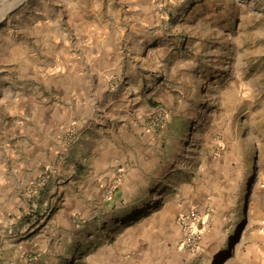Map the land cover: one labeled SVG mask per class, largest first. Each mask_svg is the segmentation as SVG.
Instances as JSON below:
<instances>
[{"label": "crops", "instance_id": "crops-1", "mask_svg": "<svg viewBox=\"0 0 264 264\" xmlns=\"http://www.w3.org/2000/svg\"><path fill=\"white\" fill-rule=\"evenodd\" d=\"M59 5L58 15L55 10L52 17L44 15L29 32L38 52L31 70L21 69L16 60L0 69V74L33 84L31 98L17 101L15 110L21 113L12 126L0 130V202L10 203L13 193L18 196L35 182L41 166L51 165V154L57 156L66 146L61 135L74 123L71 152H64L66 161H58L70 170L60 166L54 185L49 184L54 179L41 184L36 196L12 206L18 208L14 213L31 208L44 214L40 222L29 218L12 227L2 210L0 264H180L188 252L178 246L176 218L195 210L204 224L213 222L216 187L230 153L223 140L203 135L200 145L185 139L187 152L169 164L158 154L161 131L121 124L128 115L116 110L133 106L136 99L126 104V82L110 88L107 78L123 63L126 0H64ZM47 91L54 101H33ZM2 104L3 114H12V103L3 99ZM82 143L90 145L88 161L78 151ZM86 169L90 177L84 187ZM118 172V186L107 197L105 189ZM254 176L240 230L231 246L215 252L218 264H264L262 164ZM83 187L91 194L88 202L82 201ZM74 214L80 223L72 220ZM7 228L12 235L2 234ZM208 240L204 235L195 250L203 252Z\"/></svg>", "mask_w": 264, "mask_h": 264}, {"label": "rangeland", "instance_id": "rangeland-1", "mask_svg": "<svg viewBox=\"0 0 264 264\" xmlns=\"http://www.w3.org/2000/svg\"><path fill=\"white\" fill-rule=\"evenodd\" d=\"M62 1L0 0V69L16 60L21 69L31 70L38 52L29 32L44 15L52 17L54 10L58 15ZM120 48L123 63L108 74L107 81L110 88L126 82V104L129 98L136 99L133 106L116 110L121 116L128 115L121 124L126 121L128 128L149 129L147 118L153 110L162 109L166 115L163 129L154 133H163L158 148L162 154H158L168 158L169 164L187 152L185 139L200 145L203 135L223 140L230 153L231 162L216 187L213 222L206 221L202 230L201 239L208 236L209 244L203 252L186 253L180 263L218 264L215 252L232 245L255 171L264 166V0H126V42L121 40ZM31 89L33 84L26 78L0 74V130L12 126L21 113L15 110L17 101L31 98ZM45 97L51 98L46 104L54 101L53 92L48 91L33 101L42 103ZM3 99L12 103V114H3ZM73 124L61 135L66 146L57 156L51 154V165L41 166L35 182L18 196L13 193L10 203L7 199L0 202V213L9 212L4 216L12 227L17 221L43 219L44 214L33 213L31 208L26 214L14 213L18 208L12 206L15 202L23 205L28 195L36 196L41 184L57 182L58 161L67 160L64 152L76 137ZM169 133L175 137H168ZM89 148L82 143L78 150L87 161ZM64 169L69 171V165ZM83 173L87 175L85 187L90 170ZM84 187L82 201L88 202L91 194ZM80 218L79 214L72 216L76 223ZM8 230L2 234L12 235Z\"/></svg>", "mask_w": 264, "mask_h": 264}, {"label": "built area", "instance_id": "built-area-1", "mask_svg": "<svg viewBox=\"0 0 264 264\" xmlns=\"http://www.w3.org/2000/svg\"><path fill=\"white\" fill-rule=\"evenodd\" d=\"M166 115L162 109H155L151 112L150 116L147 118V126L149 129L155 130L158 129L163 121L165 120ZM121 174L118 172L116 176L110 181L105 195L107 197L111 196L114 190L118 186V180L120 179ZM202 215L193 210L188 213L182 214L176 218L177 224L180 228V238L178 246L187 252L194 251L201 239L202 230L204 223L202 221ZM11 230H8V232ZM1 256V251H0Z\"/></svg>", "mask_w": 264, "mask_h": 264}]
</instances>
